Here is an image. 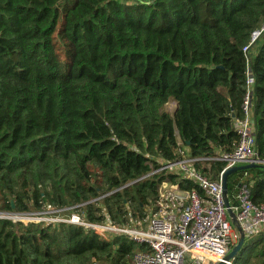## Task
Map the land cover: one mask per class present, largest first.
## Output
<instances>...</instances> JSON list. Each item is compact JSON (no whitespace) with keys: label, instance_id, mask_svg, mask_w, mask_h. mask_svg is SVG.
Here are the masks:
<instances>
[{"label":"trees","instance_id":"trees-1","mask_svg":"<svg viewBox=\"0 0 264 264\" xmlns=\"http://www.w3.org/2000/svg\"><path fill=\"white\" fill-rule=\"evenodd\" d=\"M264 0H0V210L72 208L131 225L185 158L218 179L247 73L264 160ZM175 101L171 112L165 105ZM207 159V160H205ZM264 203V163L228 176ZM146 247L82 226L0 219V264H130ZM246 250L243 259L240 256ZM231 264H264V231Z\"/></svg>","mask_w":264,"mask_h":264},{"label":"built area","instance_id":"built-area-1","mask_svg":"<svg viewBox=\"0 0 264 264\" xmlns=\"http://www.w3.org/2000/svg\"><path fill=\"white\" fill-rule=\"evenodd\" d=\"M263 29L264 25L253 32L250 42L243 48L244 52L247 53ZM253 82L247 73V92L241 104L243 117L234 119V128L239 136L234 150L207 158L224 162L218 179H211L197 171L194 168L197 159L185 158L163 166L183 178L194 180L202 194L196 189L186 190L163 181L158 187L154 208L144 219L133 221L131 225H115L108 220L93 223L83 219L72 208L53 207L39 212L0 210V219L22 224H74L95 232L105 240L124 236L146 247L133 253L130 264H217L223 261L236 244L239 233L233 229L224 204L221 175L225 169L235 165L264 163L258 157L253 134L250 103ZM234 199V204L229 199L230 209L245 236L264 231V203L252 202L246 183L238 184ZM226 264H231V260Z\"/></svg>","mask_w":264,"mask_h":264},{"label":"water","instance_id":"water-1","mask_svg":"<svg viewBox=\"0 0 264 264\" xmlns=\"http://www.w3.org/2000/svg\"><path fill=\"white\" fill-rule=\"evenodd\" d=\"M258 166V163L250 162L246 164H239L235 165L232 167H229L224 170V172L221 175L220 182H221V187H222V193L224 195V204L227 209L231 224L235 227V229L239 233V238L236 242V244L232 247L230 252L224 257V260L217 263V264H226V261H230L236 257V255L241 251L243 244L245 242V234L243 231L240 229V227L237 225L235 221V215L230 209V204H229V199H228V187H227V179L228 176L234 172L241 171V170H246L252 167Z\"/></svg>","mask_w":264,"mask_h":264},{"label":"rangeland","instance_id":"rangeland-1","mask_svg":"<svg viewBox=\"0 0 264 264\" xmlns=\"http://www.w3.org/2000/svg\"><path fill=\"white\" fill-rule=\"evenodd\" d=\"M175 105H176L175 101H170V102H168L165 105V109L167 111L171 112L173 110V108H174ZM171 185L175 187L178 184L177 183H171ZM168 186H170V185H168ZM65 213H68V212L66 211ZM233 229L236 230L235 227H233ZM245 255H246V250H243V252H242V254L240 256V259H243L245 257Z\"/></svg>","mask_w":264,"mask_h":264}]
</instances>
